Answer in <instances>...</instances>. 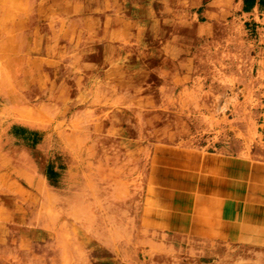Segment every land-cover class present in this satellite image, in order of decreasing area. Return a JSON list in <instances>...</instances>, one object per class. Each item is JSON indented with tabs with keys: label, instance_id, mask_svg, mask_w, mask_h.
<instances>
[{
	"label": "rangeland",
	"instance_id": "obj_1",
	"mask_svg": "<svg viewBox=\"0 0 264 264\" xmlns=\"http://www.w3.org/2000/svg\"><path fill=\"white\" fill-rule=\"evenodd\" d=\"M97 4L0 0V39L12 40L0 43V264H246L158 240L142 223V209L155 157L182 144L259 142V22L240 15L239 0ZM88 16L124 23L106 34L99 25L92 30ZM24 34L32 40L22 49ZM55 40L66 43L58 56ZM8 55L40 57L44 78L35 79L41 90L34 98L54 101L59 115L39 112L28 121L29 108L7 103L15 76ZM57 133L65 146L56 156ZM89 147L93 156L80 154ZM75 175L80 190L69 197L66 180ZM45 190L63 201L46 208ZM85 199L104 208L91 222ZM68 204L79 206L78 218H67Z\"/></svg>",
	"mask_w": 264,
	"mask_h": 264
},
{
	"label": "crops",
	"instance_id": "obj_2",
	"mask_svg": "<svg viewBox=\"0 0 264 264\" xmlns=\"http://www.w3.org/2000/svg\"><path fill=\"white\" fill-rule=\"evenodd\" d=\"M247 4L245 10L239 0L240 15L259 22L264 42V0ZM262 127L255 145L189 143L180 152L155 157L148 166L142 209L148 233L190 245L197 257L264 264Z\"/></svg>",
	"mask_w": 264,
	"mask_h": 264
},
{
	"label": "bare ground",
	"instance_id": "obj_3",
	"mask_svg": "<svg viewBox=\"0 0 264 264\" xmlns=\"http://www.w3.org/2000/svg\"><path fill=\"white\" fill-rule=\"evenodd\" d=\"M23 1L26 3V5H28V4H31L33 0H23ZM109 3H110V0H105V1L98 0L97 7L102 8V6L104 4L106 6ZM89 9H91V8H89ZM91 11H92V9H91ZM85 19H86V21H90V25H91L90 27L92 30L95 29V25H99L100 26L99 29H103L106 32V34H111V32L116 30L115 25L117 24V22H118L119 26L124 23L123 20L119 21L118 19H113V18L112 19L108 18V19L104 20L103 18H100L97 16L96 17H89L88 16V17H85ZM25 20H29V19L27 18ZM105 23H108V24L105 25ZM51 28L53 29V31L58 30V26L56 24L51 25ZM123 28H125V27H123ZM41 30H43V28ZM74 31H79V30H74ZM30 36L31 35L24 34V36H23L24 40H23L22 46H21L22 49L25 48L26 45L29 44L30 41L32 40V38ZM3 41H6V43H7L6 45H9V43L12 40H10L9 37H7V38L4 37V39H2V38L0 39V43ZM74 44H77V45L83 44V46H84V43H79V41L77 39H75ZM55 45L57 47L54 46L53 51L58 52L57 53V56H58L59 52L62 53L64 51V49L66 47L65 46L66 43L63 44L62 42L55 40ZM2 46L3 45H1V47ZM15 47H16V45H14V48ZM17 47L20 48V46H17ZM97 47H99L98 49H100L102 47V44H100ZM14 48H13V45L12 46L10 45L9 49L5 50V51L9 52ZM97 53L92 56L94 59L97 56ZM39 58L40 57H32V56H28V55L27 56L24 55V56H21L19 58H12L9 55L7 57V62L10 66L11 71L15 72V74H14L15 76L13 77V79L10 83L9 92H8V95H10V97L7 99V103L13 107L21 106L22 108H25V107L29 108V110H24L25 111V117L27 118L26 120H28V121L34 117V113L36 114V113L41 112V113L45 114L46 116H48L49 118H51L54 114L53 110L54 111L56 110L55 112H58V109L56 107H54V101H51V102L48 100L45 102L36 101V99L34 98V95L38 92L40 93V90H41V87L35 84V81H36L35 79H38V78L43 79L44 78V75L41 72V70H43L44 66L39 62V60H40ZM20 65H24V67L22 68V67H20ZM22 78H24V79H26V81H28L27 84L24 86L19 85V82ZM54 100H58V99H54ZM57 102H59V101H57ZM56 115H59V112ZM64 146H65V143L63 141L61 134L57 133L56 144H55L56 152H57V154L55 153L56 156L59 153L64 152ZM93 151L94 150L89 147V150H86V148H85V149H82L81 153L80 152L79 153L82 155L87 154V156L88 155L93 156ZM76 156H78V154ZM74 158H76V157L72 156L70 160L71 161L75 160ZM64 159H65V157H64ZM64 181H65V178H64ZM66 181L69 183V185L72 188L71 194L69 197H73L75 195H78V192L80 190V179L78 178V176L75 175L71 179H67ZM42 196L44 199L43 205L46 208H48V206L50 207L51 203L63 201V199H62L63 197L59 193L50 194V193H48V190H45V192L43 193ZM84 204L87 207V214H85V218H87L89 220L96 218V215L100 214L101 210H104V208H100V207H98L97 209L93 208V206L90 204V201H88V199H85ZM57 210H63V208L59 207ZM67 210L69 213V215H67V218L69 217V220L78 218L77 217L78 212H79V206L78 205L68 204ZM57 219H56V221H58ZM91 220H90V222H91ZM51 223H53V221L52 222L43 221V224H45V225L51 224ZM68 223H69V221H68Z\"/></svg>",
	"mask_w": 264,
	"mask_h": 264
},
{
	"label": "trees",
	"instance_id": "obj_4",
	"mask_svg": "<svg viewBox=\"0 0 264 264\" xmlns=\"http://www.w3.org/2000/svg\"><path fill=\"white\" fill-rule=\"evenodd\" d=\"M244 2H245V4H246V6H245V10H247V8H248V4H247V0H244Z\"/></svg>",
	"mask_w": 264,
	"mask_h": 264
}]
</instances>
